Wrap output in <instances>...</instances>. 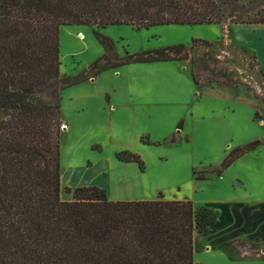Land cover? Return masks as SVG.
I'll return each instance as SVG.
<instances>
[{
	"label": "trees",
	"instance_id": "16d2710c",
	"mask_svg": "<svg viewBox=\"0 0 264 264\" xmlns=\"http://www.w3.org/2000/svg\"><path fill=\"white\" fill-rule=\"evenodd\" d=\"M228 22L264 25V0H0V264H197L194 235L210 234L219 218L210 208L162 197L113 201L93 186L66 187L73 199L61 198L60 93L123 65L188 61L186 46L126 53L121 60L114 43L95 31L105 54L78 76L61 79L60 30ZM190 72L196 85H231L226 71L206 64L199 72L194 58ZM259 144L233 151L217 176ZM117 158L143 169L134 153Z\"/></svg>",
	"mask_w": 264,
	"mask_h": 264
},
{
	"label": "rangeland",
	"instance_id": "374dc122",
	"mask_svg": "<svg viewBox=\"0 0 264 264\" xmlns=\"http://www.w3.org/2000/svg\"><path fill=\"white\" fill-rule=\"evenodd\" d=\"M244 27L230 22L142 29L62 26L61 79L78 76L105 54L98 31L114 43L121 60L126 53L184 45L190 55L183 61L188 68L194 58L199 72L206 64L216 72L226 71L231 85L213 81L196 85L181 61H168L153 68L127 64L108 69L93 78L96 82L87 83L90 79L64 89L60 93L61 175L69 166L81 171L93 168L105 157L111 162V170L105 173L112 178L111 185L98 188L108 198L149 193L146 200H188L218 216L221 212L214 205L264 200V72L257 54L246 47L254 34ZM194 40L212 42L213 47H196ZM108 59L115 62L111 53ZM178 68L182 75H176ZM51 94H57L56 89ZM109 102L118 103L116 113L109 112ZM254 141L260 144L217 176L233 151ZM124 151L140 156L143 169L138 163L120 161L116 155ZM135 171L141 178L136 180L139 193L132 195L122 176L135 178ZM65 188L62 185L64 201ZM210 234L194 235L197 264H264V241L240 238L216 243L206 239Z\"/></svg>",
	"mask_w": 264,
	"mask_h": 264
},
{
	"label": "crops",
	"instance_id": "0c3cea01",
	"mask_svg": "<svg viewBox=\"0 0 264 264\" xmlns=\"http://www.w3.org/2000/svg\"><path fill=\"white\" fill-rule=\"evenodd\" d=\"M244 26L247 27H244L246 31L254 34V37L251 36L252 40H246L245 43L248 45L246 46L245 44V46L247 48L249 46V49L257 54L260 68L264 72V25ZM181 62L182 65L185 66L186 70L190 69L183 61ZM135 65H138V67L153 68L163 64L162 62H155L151 64ZM175 72L177 76L182 75V72H180V68L175 70ZM93 82H96V79H92L87 83ZM130 97H133V93L130 94ZM109 104V112L116 113L117 107L119 106L118 103L114 104L109 102ZM69 130L70 127H68V131ZM92 167L93 168H84L86 169L85 171H81L70 166L65 171L63 169L61 175L62 185L67 188L73 187L74 189L90 186L109 189L112 178L106 176L105 173L111 170L110 160L103 157ZM82 172L87 173L84 175V173ZM140 175L141 174L135 171V178L122 176V179L131 186L130 190H132V195H135V193H139V188H137L138 183L136 182V180L141 178ZM148 194L141 193L139 196H135L136 198H114L110 196L109 199L113 201H141L146 200L145 197ZM72 199L73 195H66V201H72ZM212 207L215 209L219 208L218 211L219 213L221 212V215L219 216L215 225L212 227V233L208 237L203 236L206 237L207 240L216 243H225L227 241H233L240 238L250 241H264V200L227 201L220 204V206L214 205Z\"/></svg>",
	"mask_w": 264,
	"mask_h": 264
},
{
	"label": "bare ground",
	"instance_id": "6f19581e",
	"mask_svg": "<svg viewBox=\"0 0 264 264\" xmlns=\"http://www.w3.org/2000/svg\"><path fill=\"white\" fill-rule=\"evenodd\" d=\"M81 36V38L83 39L84 38V36L83 35H80Z\"/></svg>",
	"mask_w": 264,
	"mask_h": 264
}]
</instances>
